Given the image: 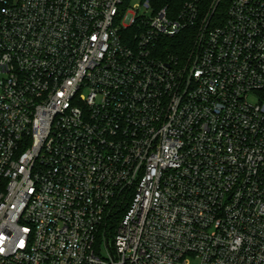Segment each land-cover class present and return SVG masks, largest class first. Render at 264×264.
Instances as JSON below:
<instances>
[{
	"label": "built area",
	"instance_id": "built-area-1",
	"mask_svg": "<svg viewBox=\"0 0 264 264\" xmlns=\"http://www.w3.org/2000/svg\"><path fill=\"white\" fill-rule=\"evenodd\" d=\"M0 264H264V0H0Z\"/></svg>",
	"mask_w": 264,
	"mask_h": 264
},
{
	"label": "trees",
	"instance_id": "trees-1",
	"mask_svg": "<svg viewBox=\"0 0 264 264\" xmlns=\"http://www.w3.org/2000/svg\"><path fill=\"white\" fill-rule=\"evenodd\" d=\"M185 1L186 0H165V4H168L169 7H173V9H179L183 6ZM197 33L198 28L196 25L181 31L174 38L167 39V53L176 57L178 61H184L193 50ZM118 217L119 214L118 216L116 215V219Z\"/></svg>",
	"mask_w": 264,
	"mask_h": 264
},
{
	"label": "rangeland",
	"instance_id": "rangeland-1",
	"mask_svg": "<svg viewBox=\"0 0 264 264\" xmlns=\"http://www.w3.org/2000/svg\"><path fill=\"white\" fill-rule=\"evenodd\" d=\"M136 1H133V3H135ZM213 2V0H206L205 1V5H209V4H211Z\"/></svg>",
	"mask_w": 264,
	"mask_h": 264
}]
</instances>
